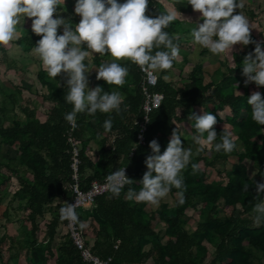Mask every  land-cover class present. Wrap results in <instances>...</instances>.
Segmentation results:
<instances>
[{
	"label": "trees",
	"instance_id": "1",
	"mask_svg": "<svg viewBox=\"0 0 264 264\" xmlns=\"http://www.w3.org/2000/svg\"><path fill=\"white\" fill-rule=\"evenodd\" d=\"M124 2L118 0V3ZM75 3L76 0H65L62 8L58 9L68 12V20L73 28L81 20L74 11ZM175 9L178 15L164 31L176 37L174 43L179 46L178 58L182 56L184 64L191 67V71L180 82H168L159 76L154 91L162 93L164 100L161 107L150 115L145 145L138 144V122L142 119L143 100L141 69L130 60L119 61L121 66L128 69L122 86H110L103 80H97V73L90 77L95 87L101 86L105 91L115 88L121 90L125 95L121 108L126 107L127 110L120 115L115 112L111 114L113 127L110 131L103 128L109 114L97 112L95 116L86 113L77 115L75 137L82 145L80 174L83 185H89L95 179L103 180L119 169L105 171L103 167L95 166L88 155L89 141L95 139L101 142L102 162H107L106 166L119 163L122 164L120 166H127L128 177L135 182L125 185L119 197L109 198L111 193H108L97 198L92 210H78L79 219L83 223L92 217L97 222V236L100 237L95 240L91 251L103 259L112 257L111 264H145L149 259L154 264H252L251 257L264 256V225L253 227L252 221L257 194L255 183H264V126L258 125L251 118V106L247 98L252 94V88L250 84H244L246 78L242 75V62L249 53H254L255 44H249L245 50L235 45L233 52L229 53L230 58L226 59L225 69L220 66L211 80L206 82L202 65L191 66L183 54L184 46L191 43L184 35L191 36V30L197 23H203L200 19L202 14L193 11L185 0L175 2ZM168 10L165 0H149L146 15L154 18ZM249 14L255 18L253 11H249ZM60 34H63L62 27L58 29ZM251 37L260 42L252 33ZM39 39L41 37L32 32V27H25L15 43L30 53ZM260 43L264 45V40ZM0 53L7 58L5 46H0ZM107 57L104 60L103 55L95 56L94 64L99 68L111 60L110 56ZM178 58L172 68L178 64ZM37 63L38 86L35 92L49 102L48 107L35 105L31 108L30 105H23L24 86L21 82L16 84L12 80V87H8L0 81V117L5 121L0 123V148L8 146L16 152L15 158L9 159L0 153V208L4 207L3 202L8 195V190L3 188L16 179L18 189L13 200L20 202L18 210H23L26 221L30 222L29 227L23 223V239L10 238L11 246L8 250L15 249L17 252L10 259L13 264H18L21 251L26 250L29 264H87L69 236L57 251L54 250L57 229L66 224V219H61L60 209L72 198V153L67 138L69 123L65 120V114L71 112L73 106L65 102L67 85L64 74L51 79L40 59ZM7 68L16 69L15 62L9 61ZM239 88L242 93H238ZM257 88L264 95V87ZM44 89L45 94L42 92ZM197 108H203L204 112L217 118L214 127L218 136L214 143L220 142V133L225 129L232 133L236 145L241 143L244 150L239 151L237 146L230 154L217 153L214 148L203 153L194 152L197 147L192 140L196 134L194 120L188 117L192 113L200 115ZM227 108L230 113L226 111ZM224 123L231 130L223 126ZM176 127L181 133L184 147L193 150L191 163L183 172L185 203L178 204V190L172 188L170 195L174 205L164 208L157 215L153 211L148 212L145 203L127 200L126 193L129 188L139 191L141 187L139 181L147 171L144 161L152 153L150 142L157 140L162 154ZM184 131L189 134L187 139L182 137ZM134 149V156H131ZM233 157L236 162L231 168L218 172L225 177L226 183L212 182L210 169H216L220 162H227ZM192 163L200 165L195 175L192 174ZM250 166L257 170L256 175H250ZM89 170L91 175H88ZM244 183L249 184L248 193L242 191ZM260 198L264 199V195ZM237 206L241 209V216L234 214ZM11 207L14 208L13 204L4 212L8 220ZM227 208L233 212L221 215V211L225 212ZM190 209L199 211V219L193 230L188 228L187 212ZM49 211L52 219L46 226L48 240L39 241V219L45 218ZM159 223L165 227V242L161 237L163 231L158 230ZM217 238L219 243L214 245ZM6 243L7 236H4L0 239V262L4 260ZM148 245H151L149 250L146 249ZM209 245L213 247L212 254ZM209 255L212 257L210 261L207 260Z\"/></svg>",
	"mask_w": 264,
	"mask_h": 264
},
{
	"label": "clouds",
	"instance_id": "2",
	"mask_svg": "<svg viewBox=\"0 0 264 264\" xmlns=\"http://www.w3.org/2000/svg\"><path fill=\"white\" fill-rule=\"evenodd\" d=\"M65 0H0V46L7 47L19 38L17 26L21 18L32 19V32L40 36L32 52L42 62L49 78L56 79L61 74L66 77L67 92L65 102L72 105V111L65 114V120L73 127L78 114L95 116L97 112L109 114L103 123L105 131L113 127L111 114L120 115L123 97L117 90L105 91L103 87H89L88 65L84 62L90 53L108 55L109 62L101 64L96 79L108 85L122 86L128 75V69L119 61L130 60L149 76L156 71H167L179 56V46L174 43L175 36L164 31L177 17V12L168 10L157 16L146 15L149 0H76L74 11L81 20L73 28L71 21L54 14L62 8ZM193 11L201 13L203 23L191 30L192 42L207 49L213 55L233 52L237 44L247 46L255 44L254 53H249L243 60L242 75L245 86L254 83L264 87V45L251 37L248 18L237 9H243L244 0H187ZM63 34L58 35V29ZM86 45V50L85 46ZM157 49L154 53L153 50ZM163 49V50H160ZM166 78V77H165ZM251 106V118L258 125L264 126V95L253 91L247 98ZM148 120V117L145 116ZM194 120L196 134L192 140L197 145L196 152L212 150L230 154L237 145L232 133L215 130L217 118L204 112L203 115L192 113L188 117ZM149 121V120H148ZM149 147L152 153L144 161L147 171L139 181V191L129 188L126 199L135 203L158 206L168 196L172 188L178 190V204L185 203L183 172L191 163L193 150L185 148L181 133L177 127L173 130L169 143L161 154L157 140L153 139ZM192 174L200 170V165L191 164ZM135 181L126 175V167H120L106 178V189L112 197H119L125 185ZM257 194L253 205V227L264 225V183L256 182ZM249 184L244 183L242 191L248 193ZM61 219H78L75 204L68 203L60 209Z\"/></svg>",
	"mask_w": 264,
	"mask_h": 264
},
{
	"label": "rangeland",
	"instance_id": "3",
	"mask_svg": "<svg viewBox=\"0 0 264 264\" xmlns=\"http://www.w3.org/2000/svg\"><path fill=\"white\" fill-rule=\"evenodd\" d=\"M177 1H184V0H165V2L168 4V9L174 10V11H176L175 2H177ZM185 1H187V0H185ZM244 4H245L244 8L240 9V10L237 9L234 14H238L239 11H241L248 18L250 26L252 28L251 33L257 37L258 41L261 42L262 40H264V0H255L254 2H252L250 0H244ZM249 11H253L255 13V18H253L251 16V14H249ZM57 15H60L65 19L69 18L68 12H65L62 10H58V13L54 14V17L56 18ZM177 15H178V12H177ZM25 27H32V19L25 18V20H24L23 18H21V23L17 26V30L19 32V37L21 35V31ZM184 38L186 40L192 42L190 35H184ZM237 45H238V48H240L241 50H245L248 48V45L247 46H242L239 44H237ZM197 46H199V45H196L194 43H192L191 45H186V46H184L185 49L183 51H185L186 49L190 50V48H188V47H192V51H190V52H193V50L196 49L197 57L195 59V62H199V61L203 62V64L207 68L209 67L208 70H212L213 68H215L216 65L222 66L225 69L226 59L228 57L230 58L229 53L231 54V51H228V52L221 54V55H213L211 52H209L205 48L203 49V51H201V49L199 50V47L197 48ZM84 47L86 50V45ZM6 48H7V58L0 53V72H1L0 81L3 82L8 87H12L10 84V81H12V80H15L16 84H19L21 82V85L24 86L22 104L23 105H30L31 108H33L35 105H38V96L35 92V89L38 86L37 81H36V75H37V72L39 69V66L37 63V60H39V58L32 51L30 53H26L25 51H23L20 46L16 45L15 40L11 41ZM234 49H235V47H233V50ZM206 53H208L209 55L208 56L205 55ZM91 54H93V53H90L89 56H91ZM202 60H206V61H202ZM9 61L15 62L16 69H8L7 68V64ZM17 68L19 69V71L17 70ZM157 72H159V71H157ZM207 73H208V71H205V73H204V75H205L204 77H205L206 81H208V76L206 75ZM250 85L252 88V92L253 91H259L258 88L256 86H254L253 83H251ZM27 87H30V89H28ZM237 91H238V93H242L241 92L242 90L240 88ZM39 98H41V97H39ZM226 111L228 113L231 112L229 108H227ZM17 112L21 116H23V113L20 110H17ZM224 115L225 114L222 113L223 117H224ZM1 121H3V122H1ZM4 122L5 121L0 117V123H4ZM223 126L227 127L229 130H231V127L228 126L227 124L224 123ZM237 146H238L239 151L244 150L241 143H238ZM196 148H195L194 152H196ZM6 152H8V153H6ZM0 153L2 154V156H3V154H5L7 157H9V156L13 155L15 153V151L13 149H10V148L5 149L4 147H2V148H0ZM235 162H236V158L233 157V158H230L229 161H227V162H220L217 165L216 169H210V172L212 174V178H211L212 182H216L219 184H225L226 183L225 177H222L221 175H219L218 172L223 171V170H229L231 168L232 164ZM249 170H250L251 176L256 175L257 170L253 166H250ZM17 188H18V181L15 179L12 182L7 183L3 189L4 190L8 189L10 191V193H12ZM7 198L8 197H6L5 200ZM168 200H170L169 194L166 198L161 200V202L158 206H152L150 211H153L158 215L164 208L167 207L166 202ZM13 205H16V202H13ZM198 205H200V204H198ZM232 212H233V210L231 208H227L225 210V212L221 211V215H223V213L230 214ZM10 213H11L12 219L14 221L11 224V227H13V229H11V232L13 233V232H15L14 230L17 229L18 227H20V225L23 223L22 222V216H21L22 213L16 212L13 208H11ZM187 214H188L187 219L189 222L188 228L193 230L196 226V221L199 219V211H197V209H190V210H188ZM234 214L236 216H241V209L239 206H237L236 209L234 210ZM164 228L165 227L162 223L158 224V230L163 231ZM3 232H4V230H0V236H1V234H3ZM161 237H162V241L165 242L166 237L164 236V231H163ZM213 243H214V245H217L219 243V239L218 238L215 239ZM209 249H210V253L212 254L213 247L211 245H209ZM211 258H212L211 255H209L207 260L210 261ZM250 260H251L252 264H264V256L262 254L259 256L254 255L253 257H251ZM145 264H148V262Z\"/></svg>",
	"mask_w": 264,
	"mask_h": 264
},
{
	"label": "crops",
	"instance_id": "4",
	"mask_svg": "<svg viewBox=\"0 0 264 264\" xmlns=\"http://www.w3.org/2000/svg\"><path fill=\"white\" fill-rule=\"evenodd\" d=\"M191 44H192V42L189 45H191ZM198 47H199V50L201 49V51H203L204 48L197 46V48ZM194 50H193V52H190V51H192V48H190V50L186 49L185 51H183V54L185 57H187L191 66L199 64V65H202V67L204 68V73H205V71H208V73L206 74L208 76V81H206V82H209L211 80V76L216 72V70L220 66L216 65L215 68H213L212 70H208L209 67L207 68L203 64V62H200V61L195 62L197 54H196V49H194ZM97 55H100V54H91V56H88L86 58V60L84 61L88 65V72L89 73H87V75H88L90 88H95V85H94L93 81L90 79V77L93 76V74L97 73V70L99 69L94 64V58ZM205 55L208 56L209 54L206 53ZM103 56H104V60H106L108 58L107 57L108 55H103ZM202 61H206V60H202ZM184 63H185V60L181 56L178 58V64L175 67H173L172 69L168 70L166 74L163 72H160V71L157 73L159 76H162L168 82L169 81L170 82H173V81L174 82H180V80L182 78H186L191 71V67H187V65H185ZM114 90L119 91L121 93L123 99H124L125 95L121 90H119L118 88H115ZM42 92H43V94H45L46 90L44 89ZM39 97H41V98H39ZM44 106L48 107L49 102L44 101L42 96H38V107H44ZM197 112H199L200 115H203L204 109L203 108H197ZM182 137L184 139H187L189 137V134L184 131V132H182ZM4 148L9 149L10 147L4 146ZM10 149H13V148H10ZM101 151H102V146H101L100 140L95 139V140L89 141L88 155L91 157V159L95 163L96 167H101V168L103 167L105 169V171H109L110 169H113V168L116 169L118 167L119 168L121 167L120 166V165H122L121 163L106 166L107 162H105V163L102 162ZM6 153H8V152H6ZM15 156H16V152L9 157H7L5 154H3V157H5L6 159L15 158ZM104 165H105V167H104ZM91 174H92V172L89 170L88 175H91ZM17 189L14 190L12 193H10V191L7 189L9 192H8V195L6 197H8V198L6 200H4V202H3L4 207L0 208V230H4L3 234H1V236H0V239H2V237H4V236H7V243L5 244L6 247H5V251H4V260L2 262H0L1 264H13L10 257L13 255H16L17 252L15 251V249H13L12 251L8 250V248L11 246V244H10L11 239L10 238L23 239L24 238V234L22 232L23 223L26 224L28 227L30 226V222L26 221V219H25V212L23 210H18L19 206H20V202L13 200V196H14L15 192L17 191ZM169 197H170V200H168L166 202L167 203L166 205H167V207H172L174 205V199L172 198L170 193H169ZM13 202H16V205H13L14 208L13 207H11V208H13L16 212L22 213L21 216H22V222L23 223L20 225V227H18L17 229L14 230L15 232L12 233L11 229H13V227H11V224L14 221H13L11 213H10L11 208H10L9 213H8V216L10 218L9 220H8V217H6L4 215V212H5V209L8 208V206L13 204ZM95 206H96V204L92 207L86 208L85 211L92 210ZM151 208H152V205L146 204V209L148 212L150 211ZM51 219H52V214L50 211L46 214L45 218L39 219V223H40V227H41V231L39 233V241H43V240L47 241L48 240L47 233H46V226L51 221ZM83 225H84L86 232H87L88 245L90 246V248H92L97 237H100V236H97L99 234V225L97 224V222L92 217L83 221ZM196 225H197V223H196ZM67 238H68V230H67L66 224L60 225L57 229V235H56L55 240H54V250L57 251L60 248V246L62 245V243H64V241ZM150 248H151V245H148L146 247L147 250H149ZM21 252L22 253L20 254V259H19L18 264H29L27 261V257H26V250H22ZM147 262H148V264H154L152 259H149Z\"/></svg>",
	"mask_w": 264,
	"mask_h": 264
},
{
	"label": "built area",
	"instance_id": "5",
	"mask_svg": "<svg viewBox=\"0 0 264 264\" xmlns=\"http://www.w3.org/2000/svg\"><path fill=\"white\" fill-rule=\"evenodd\" d=\"M141 73V90L143 100L141 104L142 119L138 122L140 126V131L138 134V144L145 145L146 133L150 122V115L152 112L161 107L162 102L164 100V95L160 92L154 91V88L157 86L159 79L157 71L152 73L151 76H149L145 71L142 70ZM145 116L148 117L149 121L145 119ZM77 128L78 125L73 129V127L69 124V131L67 134L68 142L71 144V167L73 170V183L71 185L72 198L69 203L75 204V212L78 217V219L75 221H69L66 219L68 236L74 246L77 248V250L80 251L83 260L87 264H111V262L113 261L111 257L103 259L92 253L91 248L88 245L86 229L81 220L79 219L78 210H85L88 207L94 206L98 197L108 194L110 192L105 187L107 177H105L103 180L95 179L90 182L89 185H83L80 174L82 145L75 137V132ZM134 152L135 149L131 152V156H134ZM121 167H126V175L128 176L127 166Z\"/></svg>",
	"mask_w": 264,
	"mask_h": 264
}]
</instances>
